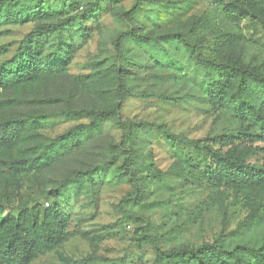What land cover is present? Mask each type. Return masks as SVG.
Here are the masks:
<instances>
[{
	"label": "rangeland",
	"instance_id": "1",
	"mask_svg": "<svg viewBox=\"0 0 264 264\" xmlns=\"http://www.w3.org/2000/svg\"><path fill=\"white\" fill-rule=\"evenodd\" d=\"M35 1L20 0L12 10ZM39 4L38 17L0 20V65L39 24L66 21L63 37L72 49L64 71L40 70L0 87V121L32 122L16 141L0 144V220L23 205L46 206L60 186L58 199L71 218L58 242L34 253L29 264H155L156 249L205 241L227 249L262 246L264 181L214 183L206 146L264 164L258 123L234 110L231 71L248 66L264 74V0H115L88 19L84 3ZM130 30L143 40L128 36ZM119 35L123 71L116 73ZM46 39L44 53L55 48L56 37ZM222 77L224 92L217 96L208 83ZM118 85L121 110L96 128L93 111L116 100ZM248 99L259 105L264 89ZM69 131L74 136L46 166L1 165L34 158ZM87 169L92 181L82 174Z\"/></svg>",
	"mask_w": 264,
	"mask_h": 264
},
{
	"label": "trees",
	"instance_id": "2",
	"mask_svg": "<svg viewBox=\"0 0 264 264\" xmlns=\"http://www.w3.org/2000/svg\"><path fill=\"white\" fill-rule=\"evenodd\" d=\"M20 0H0V20L10 19L12 21L22 20L27 17H38L44 11L39 4L40 0L13 12L12 8ZM115 0H62L65 4L79 7L85 4L83 10L84 18L92 17L93 13L107 6ZM140 2V0H139ZM142 2V1H141ZM137 12L135 4L130 14ZM75 17L70 23L75 22ZM69 24L60 20L47 24H39L29 32L20 42L13 58L0 65V87H5L33 79L40 71L58 72L66 69L69 52L72 49L70 42L63 37V31ZM77 30L86 35L84 26L77 22ZM48 34H54L56 39L55 48L44 53V46ZM120 36L114 40V49L119 58L113 61L111 69L113 72L121 73L122 68L118 62L122 56L123 47ZM132 39L143 40L142 35L134 30L128 33ZM226 74L224 70H222ZM231 71L237 77L236 96L234 110L236 113H250L258 123L264 138V99L259 105H252L248 99L258 88L264 89V74L253 67H232ZM225 79L214 80L208 83L210 90L220 96L224 92ZM116 100L108 107L93 111V124L96 128L104 119L113 118L119 113L122 106L123 89L117 86ZM35 122V121H33ZM29 120L14 118L0 121V144L16 141L21 135ZM70 131L60 135L54 142L31 159H8L1 161V165L7 169L43 167L49 164L58 150L64 149L74 136ZM197 146L198 140H192ZM211 156V176L214 183L234 182L243 186L260 184L264 181V164L257 166L254 163L231 158L229 155L216 152L206 146ZM76 173L80 174V171ZM84 177L92 181V172L85 170ZM62 186L53 192V201L41 204L23 205L18 208L16 215L8 214L0 220V234L6 232L0 244V264H29L32 255L47 247L54 246L59 238L64 235L71 216L63 210L59 195ZM3 208H0V214ZM264 264V244L260 247L249 245H237L232 249L225 248L217 241L202 242L196 246L183 245L171 247L168 250L156 249L155 264Z\"/></svg>",
	"mask_w": 264,
	"mask_h": 264
}]
</instances>
